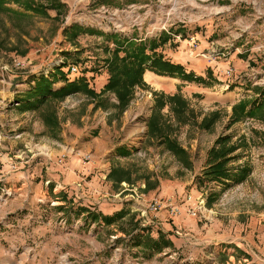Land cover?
I'll return each instance as SVG.
<instances>
[{"label": "rangeland", "instance_id": "rangeland-1", "mask_svg": "<svg viewBox=\"0 0 264 264\" xmlns=\"http://www.w3.org/2000/svg\"><path fill=\"white\" fill-rule=\"evenodd\" d=\"M60 2L66 6L64 17L22 22L23 32L12 26L14 19L0 14V264H169L172 259L182 264L193 260L203 263L201 252L182 243L191 238L190 227L177 228L168 205L178 208V217L185 215L184 220L195 221L201 235L223 241L217 246L218 253L224 249L217 264H264V124L245 119L227 128L234 104L258 99L254 87L264 93V0ZM131 5L135 15L116 18L115 24H121L125 32L122 36L137 37L147 32V39H151L162 32L170 33L172 39L159 51L173 62L191 52L199 56L187 61L188 67L185 62L183 65L205 81L187 82L157 75L152 81H144L145 71V87L134 88L129 106L119 117L112 107L117 103L113 95L106 94L110 105L107 109L94 108V102L84 95L70 96L55 104L59 133L57 139L50 137L40 112L22 113L14 105L30 87V76L44 71L54 58L62 57L67 63L78 64L79 74L88 75L89 86L99 93L105 78L102 72L106 69L107 48H114L110 35L116 28L108 14L122 12ZM102 8L107 10L105 15ZM50 15L54 17L55 13ZM68 15L70 24L66 25ZM137 16L141 31L131 26ZM72 24L101 34H84L68 41L63 29ZM15 60L20 64L18 69ZM229 68L234 73L227 77L225 71ZM94 78L98 79L93 82ZM156 92H179L200 117L212 111L221 115L211 131L185 126L176 132L179 143L191 156V171L183 170L168 152L146 140L145 123ZM162 112L169 116L167 108ZM222 134L231 135L234 142L246 138L248 146L237 151L239 159L234 165L248 166L249 173L243 182L229 180L204 189L196 177L206 165L209 149ZM10 142H15L12 147L17 151H1ZM118 151L129 155L123 157ZM86 155L90 161L84 160ZM112 167L152 174L158 185L149 191L143 190L142 181L116 186L106 177ZM69 181L74 184L64 186ZM210 192L218 197L208 205ZM57 196L59 199H55ZM72 199L77 206L64 209ZM154 201L161 203L159 210L143 216L141 211ZM93 205L101 206L94 212L105 215L125 209L140 220L141 229L151 231L153 237H157V230L167 231L181 238L177 240L181 247L147 259L139 249L127 247L118 230V224L129 217L110 227L86 224L85 216L81 225L72 222V215L76 217L79 209ZM235 244L240 248L236 249ZM211 247L214 251L215 246Z\"/></svg>", "mask_w": 264, "mask_h": 264}, {"label": "trees", "instance_id": "trees-1", "mask_svg": "<svg viewBox=\"0 0 264 264\" xmlns=\"http://www.w3.org/2000/svg\"><path fill=\"white\" fill-rule=\"evenodd\" d=\"M50 12H54L55 16L51 17ZM66 13V6L60 0H0V14L14 19L16 23L12 26L21 32L25 30L22 22L30 24L36 18L60 20ZM63 34L68 41H74L80 35L100 36L101 33L72 24L63 29ZM110 36H112L114 48H107L104 67L107 70L108 79L99 93L89 86L87 79L83 77L74 80L67 79L63 70L56 68L50 76H30V87L21 102L18 101L19 111L22 113L40 112L46 133L57 139L59 121L55 113V104L70 96L84 95L94 102V108L107 109L110 105L106 94L113 95L117 103H113L112 107L119 117L129 106L134 88L145 87L146 84L143 81L145 71L187 82L205 81L204 78L187 71L183 64L166 59L159 51L172 39L170 33L162 32L156 38L145 39L141 42L117 33ZM207 72L210 74L211 70L208 69ZM57 83H62V85L55 88L54 85ZM252 90L254 96L259 95L260 97L254 101L241 100L234 104L227 128L245 119L264 124V93L256 87ZM153 97L150 115L145 123L146 140L151 145L168 152L183 170L191 171L193 169L191 156L179 143L176 132L185 126L211 131L220 121V113L212 111L201 118L200 114L191 108L179 92L173 95L156 92L153 93ZM164 108H167L169 116L163 114ZM253 133L256 134L257 131ZM261 135L264 140V132H261ZM247 146L245 137H240L237 142L233 141L231 135L222 134L217 137L207 153L204 169L196 177L198 185L204 189H210L211 184H223L229 180L237 183L243 182L248 176L249 168L246 165H234V162L239 159L237 151ZM118 153L123 157L129 155L126 151H118ZM106 177L116 186L121 183L131 186L136 181H142L144 191L152 190L158 185V180L152 174L140 173L138 169L112 167ZM217 197L216 193L210 192L206 198L207 204L210 205ZM82 214L85 215L86 224L102 223L104 227L113 226L129 217L126 222L118 224V230L124 235L126 246L139 249V253L147 259L173 247L169 237L171 233L157 230V237H153L152 232L141 229L140 220L135 219V215L125 209H120L113 215H105L81 208L76 212V217Z\"/></svg>", "mask_w": 264, "mask_h": 264}, {"label": "crops", "instance_id": "crops-1", "mask_svg": "<svg viewBox=\"0 0 264 264\" xmlns=\"http://www.w3.org/2000/svg\"><path fill=\"white\" fill-rule=\"evenodd\" d=\"M174 42H175V40H173ZM193 56H194V53H190L189 55L188 54H186V55H179L177 58H178V60H176V62H179V63H182L183 64V62H185L184 63V65H186L187 66V61H190V60H195L194 58H193ZM194 57H199V56H194ZM200 57H203V56H200ZM205 57H203V59H204ZM206 59V58H205ZM196 63V62H195ZM188 67V66H187ZM205 68H206V66H205ZM102 74H105V78L103 79L102 77V80H101V85H100V89H99V91L104 87V85L107 83V79H108V74H107V70L106 69H104L103 70V72H102ZM82 77L83 78H85V79H87V81H89V77H88V75H86V74H83L82 75ZM156 77V75L155 74H153V73H151V72H148V71H146L145 72V74H144V81L146 80V78L149 80V81H152L153 80V78H155ZM159 77V76H158ZM98 78H94L92 81L93 82H95L96 80H97ZM25 80V78L24 79H22V81H24ZM27 81H29V80H27ZM31 82L29 81V84H30ZM22 86V85H21ZM25 86H27V84L25 85ZM28 89H29V87H28ZM27 88H26V90H28ZM98 91V92H99ZM19 102H21V101H19ZM15 142H10V143H7V144H4L3 145V149L1 150V151H17V150H15V149H13V147H12V145L14 144ZM74 184V181H69V182H67V183H65L64 184V186H66V187H68V186H70V185H73ZM22 185H24V184H22ZM51 188V187H50ZM47 189L49 190V188H46V191H47ZM48 192V191H47ZM49 192H50V190H49ZM52 192V191H51ZM60 194V193H59ZM55 199H59V196H57ZM67 200H69V198L67 197ZM73 200V202H71V201H68L67 202V205L64 207V209L65 208H68L69 206H74V208H75V206H77V205H75V199H72ZM61 204H65V203H61ZM79 205V204H78ZM101 208V206H97V205H93V208H91V207H88L89 209H90V211H93V210H95V208ZM85 215L84 214H82L81 216H79V217H74V215H72V222L73 223H75V224H77V225H81L83 222H81V219L84 217ZM183 216H185V215H182V216H176V217H174V218H172L173 220H175L174 221V224H176V226H177V228H179V227H186V226H189L190 227V230H191V234H190V236H191V238H187V239H184L183 240V242L182 243H184V244H186V243H188V244H190L191 246H190V250H194V252H201L203 255H204V258L202 259L201 258V261L203 262V263H201V264H217L218 263V258L219 257H221V252H224V249H220L219 250V253H218V251L216 252V250H217V246L220 244V243H222L223 241L222 240H217V241H214V240H211V239H209L207 236L205 237V235H203V233H202V235L200 234L201 232H200V230H199V228H198V226H197V224L195 223V221H193L192 219H190V218H187L186 220H184L185 218L183 217ZM177 219V220H176ZM71 226V225H70ZM78 227V226H77ZM66 231L68 230V228H66L65 229ZM166 230H168V229H166ZM170 230H172V229H170ZM164 233H169V232H167V231H164V230H162ZM70 232H73V230H71ZM172 236H174V235H170L169 237H170V239H171V241H172V243H173V247L172 248H168L167 249V253H171L172 251H175V250H177V249H179V247H181L180 245H181V243H179V245H177V240H179V239H181V238H178V239H176L175 238V236H174V240H173V238H172ZM228 243H230V242H227V244ZM211 246H215L214 247V251H212V247ZM235 247H236V249H239L240 248V246L239 245H237V244H235ZM228 252H234V249H228L227 250ZM137 254H139L138 252H137ZM196 259V258H195ZM182 261H178V259H172L171 261H169L168 263L169 264H182L181 263ZM167 263V262H166ZM142 264H145V263H143L142 262ZM187 264H197L194 260L193 261H190V262H188Z\"/></svg>", "mask_w": 264, "mask_h": 264}, {"label": "built area", "instance_id": "built-area-1", "mask_svg": "<svg viewBox=\"0 0 264 264\" xmlns=\"http://www.w3.org/2000/svg\"><path fill=\"white\" fill-rule=\"evenodd\" d=\"M106 13H107V10L103 9L102 10V14L105 15ZM122 14L126 18H128L129 16H133V15L136 14V9H135V7L133 5H131V6H128L126 9H124L122 12H119L118 10H114L111 14H108V15H110V20H114V22H113L114 23V27L116 28L115 33L120 34V35H122L121 33H125V32L123 31V29H121V27H122L121 24H115V23H116V18L119 15H122ZM70 15H68L66 17V22H65L66 25L69 22ZM68 24H70V23H68ZM131 26L136 27L138 29V31L142 30V23H141L140 16L136 17V21ZM125 37H127L129 39H132V40H135L137 42H141V41H144L145 39L148 38V33L146 32V33H144V35L142 33H140L137 37L128 36V35H125ZM156 37H158V35H155L154 38H156ZM174 37L176 39H180V36H174ZM191 40L193 41L192 43L195 44V39L191 38ZM207 59H208V57H207ZM14 63H15L14 67L16 69H18L19 68L18 66L20 65L19 62H17L15 60ZM56 68H61L63 70V72L66 74L67 79H71V80L79 79L83 75V74L82 75L79 74V69L80 68H79L78 64L67 63L65 61V58L57 57V58H54L53 61L48 63V67L44 71H39V72L37 71L32 76H36V77L48 76ZM233 73H234V69H232V68H229V69H227L225 71V75L227 77H230L231 75H233ZM14 105H18V103L16 102V104H14ZM138 156H142L141 152H138ZM83 158H84V160L86 162L90 161V156H88V155L84 156ZM160 205H161V203L159 201H154V202L150 203L149 205H147L146 208H144L141 211V214L144 216L147 212L158 211L159 208H160ZM167 208L169 209V213H170L171 217H176V216L179 215V210H178V208L176 206L168 205ZM190 214H192V216L196 215V213H194V212H192ZM142 226L145 227L144 225H142Z\"/></svg>", "mask_w": 264, "mask_h": 264}]
</instances>
